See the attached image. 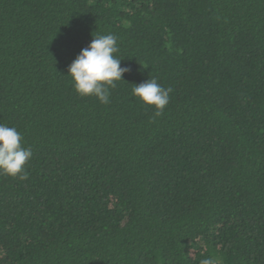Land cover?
I'll return each mask as SVG.
<instances>
[{
    "label": "trees",
    "instance_id": "trees-1",
    "mask_svg": "<svg viewBox=\"0 0 264 264\" xmlns=\"http://www.w3.org/2000/svg\"><path fill=\"white\" fill-rule=\"evenodd\" d=\"M97 34L129 69L107 105L67 76ZM0 124L33 152L0 264H264V0H0Z\"/></svg>",
    "mask_w": 264,
    "mask_h": 264
},
{
    "label": "clouds",
    "instance_id": "clouds-1",
    "mask_svg": "<svg viewBox=\"0 0 264 264\" xmlns=\"http://www.w3.org/2000/svg\"><path fill=\"white\" fill-rule=\"evenodd\" d=\"M118 38L114 34H97L83 48L68 68L75 92L81 97H95L102 104H109L111 89L128 68L121 66L116 54ZM170 88H164L157 79L151 78L134 85L131 95L142 105L153 109V116L163 114L170 101ZM33 156L30 147L22 145V135L16 127L0 124V175L26 180L27 163ZM200 264H218L213 258H205Z\"/></svg>",
    "mask_w": 264,
    "mask_h": 264
}]
</instances>
